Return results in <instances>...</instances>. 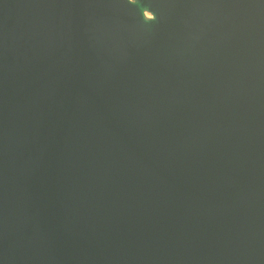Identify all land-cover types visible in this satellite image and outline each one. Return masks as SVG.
I'll return each mask as SVG.
<instances>
[{
	"label": "water",
	"instance_id": "1",
	"mask_svg": "<svg viewBox=\"0 0 264 264\" xmlns=\"http://www.w3.org/2000/svg\"><path fill=\"white\" fill-rule=\"evenodd\" d=\"M134 1L0 0V264H264V0Z\"/></svg>",
	"mask_w": 264,
	"mask_h": 264
},
{
	"label": "bare ground",
	"instance_id": "2",
	"mask_svg": "<svg viewBox=\"0 0 264 264\" xmlns=\"http://www.w3.org/2000/svg\"><path fill=\"white\" fill-rule=\"evenodd\" d=\"M132 2H135L134 0H131ZM144 16L148 19V20H151L153 19V15L148 12L147 10L144 11Z\"/></svg>",
	"mask_w": 264,
	"mask_h": 264
}]
</instances>
